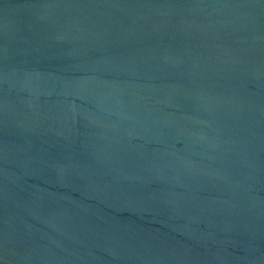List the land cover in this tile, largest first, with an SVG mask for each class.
<instances>
[{"label":"water","instance_id":"water-1","mask_svg":"<svg viewBox=\"0 0 264 264\" xmlns=\"http://www.w3.org/2000/svg\"><path fill=\"white\" fill-rule=\"evenodd\" d=\"M0 264H264V0H0Z\"/></svg>","mask_w":264,"mask_h":264}]
</instances>
